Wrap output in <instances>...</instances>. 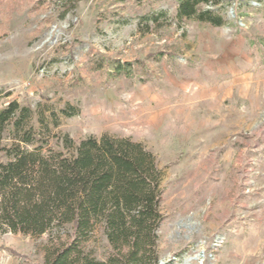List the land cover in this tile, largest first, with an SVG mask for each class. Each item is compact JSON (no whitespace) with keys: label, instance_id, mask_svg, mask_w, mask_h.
Segmentation results:
<instances>
[{"label":"rangeland","instance_id":"rangeland-1","mask_svg":"<svg viewBox=\"0 0 264 264\" xmlns=\"http://www.w3.org/2000/svg\"><path fill=\"white\" fill-rule=\"evenodd\" d=\"M176 5L0 0V109L69 102L78 113L54 132L150 150L163 172L158 264H264V0L200 5L220 26L177 21ZM112 60L130 74L112 76ZM47 237L0 232V264H44ZM86 246L110 253L100 230Z\"/></svg>","mask_w":264,"mask_h":264},{"label":"trees","instance_id":"trees-1","mask_svg":"<svg viewBox=\"0 0 264 264\" xmlns=\"http://www.w3.org/2000/svg\"><path fill=\"white\" fill-rule=\"evenodd\" d=\"M218 1L177 0L175 19L220 26L222 15L199 9ZM107 65L112 76L130 74L129 62ZM77 113L69 102L56 110L11 100L0 109V232L47 234L44 264H158L163 172L155 155L128 137L75 142L53 131L59 116ZM96 230L110 245L105 260L86 246Z\"/></svg>","mask_w":264,"mask_h":264}]
</instances>
